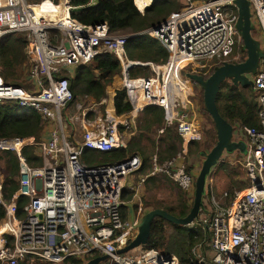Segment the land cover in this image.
<instances>
[{
    "label": "built area",
    "instance_id": "1",
    "mask_svg": "<svg viewBox=\"0 0 264 264\" xmlns=\"http://www.w3.org/2000/svg\"><path fill=\"white\" fill-rule=\"evenodd\" d=\"M247 1L264 52V0ZM132 3L142 13L151 0ZM228 5H232L231 0H186L154 29L142 30L167 52L162 63H153L125 56L124 42L129 35L108 32L104 22L85 25L73 19L70 0H0V37L24 32L28 60L22 85L6 83L0 68V103L12 101L34 109L45 121L39 138H0V150L14 151L18 162L16 189L9 199L0 191L4 210L0 218V264L59 263L68 257L83 263L98 255H105L98 264H180L173 254L141 245L134 247L135 252L116 250L135 236L145 212L139 203L133 209L130 201H124L122 189H132L135 196L147 176L165 174L180 188L192 191L194 176L185 170L183 155L177 153L159 162L152 154L149 171L137 175L134 183L127 178L142 165L136 152L107 162L94 159L89 164L83 155L125 147L126 142L118 139V130L129 125L125 126L122 116L129 113L133 123L148 105L162 108L163 127L174 125L183 148L201 139L193 118L196 84L186 78L183 69L188 67L186 72L204 77L212 63L227 61L234 45L241 42L235 29L236 9ZM101 52L113 54L119 62L120 89L130 108L115 114L114 92L107 97L109 104L99 122H91L90 111L77 107L74 118L80 121L75 138V132H67L61 115L74 99L65 72ZM146 66L150 76L134 74L135 69ZM250 80L258 106V127L240 124L232 128V139L244 143L242 166L248 184L226 201L225 191L214 196L206 177L209 212L199 217V223L208 236L205 243L190 248V264H264V56L258 59ZM24 145L34 147L40 165L26 163L20 152ZM18 197L24 198L20 214L16 212Z\"/></svg>",
    "mask_w": 264,
    "mask_h": 264
},
{
    "label": "trees",
    "instance_id": "2",
    "mask_svg": "<svg viewBox=\"0 0 264 264\" xmlns=\"http://www.w3.org/2000/svg\"><path fill=\"white\" fill-rule=\"evenodd\" d=\"M28 2H37L39 0H27ZM55 1V0H54ZM90 0H70V5L74 7L86 6L83 9L71 11L70 16L77 22L85 25H95L104 22L110 33H124L129 35L124 42L125 56L130 60L150 61L153 63H162L167 52L158 43V41L142 30L157 24L165 19L171 12L177 11L180 4L176 0H151L149 6L145 7L140 13L133 5L132 0H97L93 6H87ZM228 8L235 11L233 5ZM241 44V42H239ZM237 44L236 53L230 55L227 61H239L244 58V51ZM26 34L24 32H10L0 37V68L1 76L6 83L22 85L20 78L22 71L28 64L25 55ZM220 63H212L206 76ZM120 71V65L115 56L108 52H101L94 55L88 62L75 65L65 72L68 88L71 90L73 97L80 95L89 96L93 101H99L105 93V87L110 84L113 76ZM190 71L189 68L183 69V73ZM25 72V71H24ZM215 103L220 115L230 124L258 127L257 119V102L252 94L250 86H242L240 84L233 85L230 82L223 81L217 92ZM202 104V100H201ZM114 113L119 115L129 110V103L126 101L124 91L116 89L112 98ZM203 108V105H202ZM204 110V108H203ZM205 111V110H204ZM206 113V112H205ZM208 116V115H207ZM209 118V116H208ZM210 120V118H209ZM138 131H148L150 129H159L163 127V110L159 106L148 105L142 108L140 116L137 118ZM211 125L212 122L210 120ZM45 127V121L40 115L31 108H22L12 101L0 103V138L1 137H24L33 136L36 138L42 136ZM121 129V127H119ZM205 148H209L212 141H215V131L212 128L206 129ZM141 135L137 134L132 141L125 147H118L107 152H87L83 155V161L86 164L97 159L101 162H107L113 159L122 158L130 152H136L140 155L142 165L136 169L133 174H145L149 171V158L142 146L138 145ZM157 141L151 142V149H156L153 154L159 162L169 159L178 151L179 137L175 132L174 125L163 127ZM199 146L200 143L191 141L190 146ZM20 152L26 163L30 166L41 164V159L34 153L32 145H24ZM197 155L203 156L204 151L197 150ZM152 155V154H151ZM150 155V156H151ZM149 156V157H150ZM148 159V160H147ZM0 160L2 161L3 178L0 182V191L5 199H9L13 191L16 189V176L18 170L17 157L14 151L0 150ZM185 166V164H184ZM213 174L225 172L227 178L226 193L228 201L234 194V191L244 188L248 184V180L236 181L234 172L227 162L219 161L213 168ZM185 170L189 169L185 166ZM246 177V176H245ZM160 178L165 180L167 184L176 188V194L169 201L156 199L150 209L161 208L174 216H183L189 210L191 204L188 203V193L180 188L175 182L165 174H152L144 179V184L150 182L153 184ZM203 190L204 196L208 201V184ZM133 195L130 188H123L121 198L129 201ZM24 202L23 197L16 200L17 214H20V206ZM202 205L198 211V218L190 224L179 225L167 222L161 218H153L149 227L147 240L142 248L156 249L161 253L173 254L180 264H190V248L196 243H205L208 236L207 230L199 223V217L207 215L208 206ZM136 206V205H135ZM135 209L134 205H132ZM144 211V210H143ZM4 210L0 205V218L3 216ZM166 226L169 232H166ZM203 246V245H202ZM78 258H65L59 263H48L37 261L35 264H81ZM20 264H24L20 262Z\"/></svg>",
    "mask_w": 264,
    "mask_h": 264
},
{
    "label": "water",
    "instance_id": "3",
    "mask_svg": "<svg viewBox=\"0 0 264 264\" xmlns=\"http://www.w3.org/2000/svg\"><path fill=\"white\" fill-rule=\"evenodd\" d=\"M97 0H92L87 6H93ZM236 9L235 29L239 34L241 49L244 51V58L239 61H223L207 75L201 76L193 72H186L185 76L201 89V100L206 114L209 116L214 131L215 141L203 158L197 173L194 175L191 205L187 213L183 216H174L161 208H152L145 211L137 225L135 236L123 247L116 251L121 253L134 247L145 244L150 223L153 218H161L167 222L179 225L190 224L198 218V211L202 205L201 198L207 175L212 167L222 158V154L232 153L233 151L243 152L244 143L242 140L232 139L233 126L225 120L218 112L215 98L220 84L227 80L233 85L252 86L248 74H253L256 70L258 59L264 56V52L259 47L257 39L252 37V23L247 0H231ZM86 6L71 8L72 11L83 9ZM157 24L151 26L154 29ZM105 255L94 256L81 264H98Z\"/></svg>",
    "mask_w": 264,
    "mask_h": 264
},
{
    "label": "rangeland",
    "instance_id": "4",
    "mask_svg": "<svg viewBox=\"0 0 264 264\" xmlns=\"http://www.w3.org/2000/svg\"><path fill=\"white\" fill-rule=\"evenodd\" d=\"M176 1L180 4V7L184 6L185 2H186V0H176ZM190 1H200V0H190ZM250 33H251L252 37H254L255 39L259 38V29L255 25V23H253V22H252V29H251ZM119 34H124V33H119ZM237 46L238 45L235 44L233 51H232V54L234 56H237V53H236ZM259 46H260V43H259ZM27 66H28V64H27ZM26 67L24 70L25 72H26ZM24 71H22V75L20 78L21 84H25V80H24L25 79V72ZM134 74L137 76L147 77V76L151 75V71L146 66V67L140 68L138 70L135 69ZM248 77L251 78V74H248ZM120 81H121V74L119 72L118 74L115 75L113 81L110 82V84H108L105 87V94H104L103 98H101L99 101H93L84 95H80L79 97H75L72 100V102L68 105V107L65 109V111H63L61 113V115L65 121L67 132H70L71 130L73 132H75V134H76L75 138H77V135L79 134L80 118H74V116L76 115V108L77 107H79V110L90 111V113L88 114V119L91 122H99L100 121L99 117L103 115L105 107L109 104L106 100L107 97L109 98L112 96V94L115 90L114 88H117V89L121 88L120 87ZM225 81H227V80H225ZM227 82H229V81H227ZM193 91H194V96H195V103L193 104V118L195 119V121L199 125V130L201 131V139L196 140V142H199L200 145L199 146H193L192 145L189 147L190 143H188L185 146V148H183L181 146V144H182L181 143V144H179L178 151L175 154L180 153L183 155V162H184L185 166L189 169V171L194 176L197 173V171L200 167L202 158H203L202 154L197 155V153H198L197 150H202V151H204V153L207 152L209 150V148L212 146V144L214 143V141H212V144L209 148H205V145L203 144V142L205 141V132L204 131L206 129L212 128L213 125H211V123H209L210 120L202 108L200 87L197 85H194ZM252 94H253V96H255V92L253 90H252ZM254 99H255V97H254ZM140 113L141 112H139L133 118V123H131V121H130L129 113L124 114L122 116V118H124V122L126 124L125 126H127V124H129V125L127 127H124L122 130H118V139L123 141V142H126V145H127L132 141L133 137H135L137 134H140L141 136L139 137L138 145L142 146L143 150L146 152V154L148 155V158H149V156L151 154L156 152V149H151V142L156 143V141L158 140L157 137H158V135H160L161 132H159L158 129H150L148 131L136 130V128L138 127L137 118L140 116ZM131 125L133 126V128L130 129ZM231 125L234 127L233 124H231ZM232 137H233V139H235L234 136H232ZM214 140H215V138H214ZM181 150H183L184 152H182ZM232 153H231V156L227 155L226 153H223L221 156L222 158H220L219 161H223V162L228 163V165L230 166V168H232V170L234 172V179L236 181L246 180L245 170L242 166V163L244 161L243 157H244L245 152L244 151L243 152L233 151ZM95 161H97V160H95ZM193 164L195 166H193ZM1 167H2V161L0 160V180H2V178H3V171H2ZM213 168L214 167H212V169L210 170V172L207 176H208V179L210 178V183L212 184V189L214 192L213 194L217 198L222 192L227 191V189H226L227 178L225 176V172H222V174H224V176H222L220 174L222 170L220 172L213 174V170H214ZM136 179H137V175H135V174H131L127 178V180L130 181L131 183H134L136 181ZM193 181H194V179H193ZM176 188L174 189V188L170 187L165 180L160 178L157 182H154L153 184L148 182L147 184H144L143 186H141L137 190V194H135V196L131 195V198L129 199V201H130V204L134 205L135 209L139 203L141 209L144 211H147L148 209H150L149 205H152V203L156 199L161 200L162 203H165L164 201L171 200L173 198V196L176 194L175 190L178 189V188L177 189ZM205 188H206V185L204 184V190H205ZM187 195H188V199H189L188 203L190 202L189 204H191L192 191L189 192ZM202 198H203L204 206H208V208H209V203L207 202L206 198L204 196ZM222 200L223 199H220L221 202H222ZM165 229H166V232H169V228L167 226ZM129 251L135 252L136 249L133 248ZM209 254L210 253H208V255Z\"/></svg>",
    "mask_w": 264,
    "mask_h": 264
},
{
    "label": "crops",
    "instance_id": "5",
    "mask_svg": "<svg viewBox=\"0 0 264 264\" xmlns=\"http://www.w3.org/2000/svg\"><path fill=\"white\" fill-rule=\"evenodd\" d=\"M114 77H115V76H113L112 81H113ZM112 81H111V82H112ZM114 89L116 90L117 88H114ZM232 154H233V153H232ZM227 155H230V156H231V153H230V154H227ZM193 166H195V165L193 164Z\"/></svg>",
    "mask_w": 264,
    "mask_h": 264
}]
</instances>
